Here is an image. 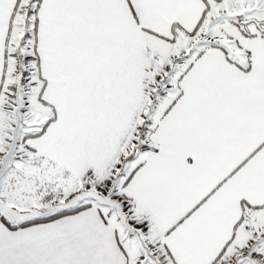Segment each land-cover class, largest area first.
<instances>
[{
	"label": "snow or ice",
	"instance_id": "6c2138e0",
	"mask_svg": "<svg viewBox=\"0 0 264 264\" xmlns=\"http://www.w3.org/2000/svg\"><path fill=\"white\" fill-rule=\"evenodd\" d=\"M0 264H264V0H0Z\"/></svg>",
	"mask_w": 264,
	"mask_h": 264
}]
</instances>
